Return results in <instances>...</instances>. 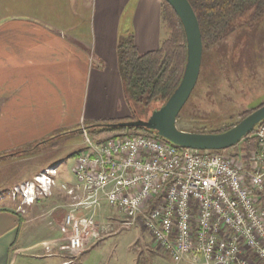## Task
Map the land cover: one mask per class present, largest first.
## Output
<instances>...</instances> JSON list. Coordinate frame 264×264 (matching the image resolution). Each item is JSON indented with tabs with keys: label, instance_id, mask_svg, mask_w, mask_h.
I'll use <instances>...</instances> for the list:
<instances>
[{
	"label": "built area",
	"instance_id": "obj_1",
	"mask_svg": "<svg viewBox=\"0 0 264 264\" xmlns=\"http://www.w3.org/2000/svg\"><path fill=\"white\" fill-rule=\"evenodd\" d=\"M255 134L256 149L227 154L145 135L98 144L84 128L88 154L75 159L76 182L62 186L73 201L62 218L65 250L79 255L112 232L108 207L132 220L126 226L143 223L161 264H264V124ZM58 176L48 168L9 198L33 206L53 194Z\"/></svg>",
	"mask_w": 264,
	"mask_h": 264
},
{
	"label": "crops",
	"instance_id": "obj_2",
	"mask_svg": "<svg viewBox=\"0 0 264 264\" xmlns=\"http://www.w3.org/2000/svg\"><path fill=\"white\" fill-rule=\"evenodd\" d=\"M32 5L26 20L0 24V156L79 124L133 121L119 44L133 38L139 54H146L170 35L163 0H33ZM13 210L0 212V264H18L26 249L40 256V245L46 253L48 241L24 246L32 242L29 221ZM58 222L55 231L62 232L63 221ZM55 242L48 255L58 248L68 257Z\"/></svg>",
	"mask_w": 264,
	"mask_h": 264
},
{
	"label": "rangeland",
	"instance_id": "obj_3",
	"mask_svg": "<svg viewBox=\"0 0 264 264\" xmlns=\"http://www.w3.org/2000/svg\"><path fill=\"white\" fill-rule=\"evenodd\" d=\"M32 2L0 0V24L13 19L26 20V7H33ZM256 6L248 5L231 21L224 39L204 52L197 85L177 119L179 130L204 133L220 131L240 123L245 113L264 106V11L257 14ZM149 107L145 99L135 101L132 107L133 121L148 119ZM84 128L79 124L70 131ZM34 146L33 143L28 144L18 151H28ZM240 147L238 144L227 154H236ZM83 154H88V148L84 136L78 131L45 143L32 153L0 159V208L19 209L22 206L21 212L29 221L26 224L30 228L27 229V240L32 241L25 247L43 241H48L45 243L52 246L58 239V244H63L62 247L66 249V239L62 241L61 230L55 231V228L73 201L62 186L76 182L72 168L76 157ZM48 167L59 169L51 196L42 198L30 207L9 198L16 185L33 180ZM104 210V220L113 223V231L92 241L79 255L65 250L68 253L66 257L55 248L53 255L49 256L40 245V256L26 249L20 255L18 264H61L64 260L67 264L162 263L164 256L156 252L153 239L140 220L126 226L123 223L132 222L131 219L117 210L108 207H104Z\"/></svg>",
	"mask_w": 264,
	"mask_h": 264
},
{
	"label": "trees",
	"instance_id": "obj_4",
	"mask_svg": "<svg viewBox=\"0 0 264 264\" xmlns=\"http://www.w3.org/2000/svg\"><path fill=\"white\" fill-rule=\"evenodd\" d=\"M188 1L200 24L204 52L210 50L224 39L228 34V27L231 21L248 5L256 4L257 14L264 11V0ZM163 19L170 30V35L163 41L158 50L146 54H139L133 38L121 41L118 47L119 67L123 79L125 94H127L129 98L128 101L133 107L135 101H142L145 99L147 105L150 106L149 116L152 112L162 108L177 90L182 81L187 63L188 51L184 27L174 9L165 0H163ZM254 111L245 113L242 118H246ZM112 123L116 124L120 122H100L93 123L90 126L86 125L85 127L88 128L95 124ZM262 124H264V122L258 125L257 128ZM233 127L234 125L210 133H223ZM78 131L83 135V129L67 131L36 143L31 150H19L16 154H12V156L18 157L22 154L32 153L45 143H49L63 135L76 133ZM191 132L205 134L203 131L198 130ZM88 133L98 144H102L112 139H120L126 136L136 135L153 136L166 141L159 137L156 132L144 128H106L103 126H97L89 128ZM239 144L241 147L238 151L249 152L256 149L257 137L255 131L248 134ZM12 156L2 155L0 156V159H6ZM40 200H37V202ZM12 210L13 209L0 208V212H11Z\"/></svg>",
	"mask_w": 264,
	"mask_h": 264
},
{
	"label": "water",
	"instance_id": "obj_5",
	"mask_svg": "<svg viewBox=\"0 0 264 264\" xmlns=\"http://www.w3.org/2000/svg\"><path fill=\"white\" fill-rule=\"evenodd\" d=\"M176 12L184 27L187 41V63L182 81L166 104L152 112L146 120L95 124L91 127L144 128L154 131L164 140L184 149L224 151L236 147L248 134L264 122V106L255 110L240 123L223 133H192L181 131L177 119L195 89L204 54L203 39L198 18L188 0H165ZM91 127L86 128L87 130Z\"/></svg>",
	"mask_w": 264,
	"mask_h": 264
}]
</instances>
